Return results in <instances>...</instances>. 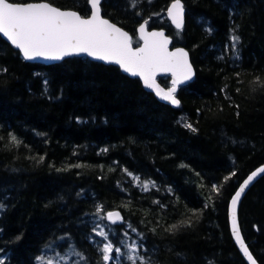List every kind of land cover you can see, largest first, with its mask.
I'll list each match as a JSON object with an SVG mask.
<instances>
[{
	"label": "trees",
	"instance_id": "trees-1",
	"mask_svg": "<svg viewBox=\"0 0 264 264\" xmlns=\"http://www.w3.org/2000/svg\"><path fill=\"white\" fill-rule=\"evenodd\" d=\"M40 1L90 14L87 0H10ZM172 1L104 0L101 8L134 46L148 20L187 49L196 76L179 89L178 108L117 66L86 57L29 63L0 36L4 264H105L106 243L122 253L109 264H130L128 255L137 264H247L228 208L264 164V0H181V30L165 16ZM159 81L169 87L168 77ZM115 211L122 222L113 224L106 216ZM238 221L264 264V176L242 198Z\"/></svg>",
	"mask_w": 264,
	"mask_h": 264
},
{
	"label": "snow or ice",
	"instance_id": "snow-or-ice-1",
	"mask_svg": "<svg viewBox=\"0 0 264 264\" xmlns=\"http://www.w3.org/2000/svg\"><path fill=\"white\" fill-rule=\"evenodd\" d=\"M87 3L91 7V14L84 17L76 11L61 10L49 2L20 4L10 0H0V34L20 50L25 60L43 58L59 61L68 56L86 54L97 60L117 64L124 72L134 77L139 76L144 86L153 89L160 99L179 107L180 101L175 95L177 86L192 80L194 76L188 61V53L183 49L169 52L168 45L171 41L163 32H146L147 21L139 27L143 45L134 49L132 38L127 32L101 17V0H87ZM167 14L178 30L183 28L184 5L181 0H174ZM237 41L238 37H233V46ZM158 73L171 74L172 87L167 91L156 83ZM184 126L195 131L191 124L186 123ZM10 141L19 144L14 135L10 137ZM262 173L264 167L253 171L243 181L231 201L232 234L249 264H257V262L240 234L237 204L249 184ZM232 175L235 173L233 172ZM144 188L147 190V183L144 184ZM213 190L218 191L216 186H213ZM100 210L98 208V213ZM106 218L113 224L122 222L118 212H108ZM175 227L173 225V228ZM96 234L104 239L108 238L102 230ZM100 251L105 264L122 255L121 249L114 247L113 243L104 244ZM113 252L116 254L115 257L112 255ZM131 252H136L135 246ZM74 254L83 258L80 253ZM127 259L130 264H137V258L133 255H128ZM39 260L41 264H53L52 260L45 261L43 257ZM0 264H4L3 259H0ZM139 264H148V262L140 257Z\"/></svg>",
	"mask_w": 264,
	"mask_h": 264
},
{
	"label": "water",
	"instance_id": "water-1",
	"mask_svg": "<svg viewBox=\"0 0 264 264\" xmlns=\"http://www.w3.org/2000/svg\"><path fill=\"white\" fill-rule=\"evenodd\" d=\"M104 0H101V4H102V2H103ZM40 2H47V1H40ZM40 2H28V3H40ZM174 2V0L169 4V6L167 7V9H166V11H165V16H166V18H167V20L169 21V23L171 24V26L174 28V29H176V30H178L176 27H175V25L172 23V20L169 18V16H168V14H167V10H168V8L171 6V4ZM181 3L183 4V2L181 1ZM20 4H27V3H20ZM51 4V3H50ZM52 5V4H51ZM89 5V4H88ZM184 5V4H183ZM54 6V5H53ZM56 7V6H55ZM89 7H90V5H89ZM57 8H59V7H57ZM59 9H61V8H59ZM61 10H67V11H75V10H71V9H61ZM77 12V11H76ZM79 13V12H78ZM80 14V13H79ZM90 14H91V7H90ZM90 14L88 15V16H90ZM100 14H101V17L102 18H104V19H107L110 23H112V24H114L115 26H117V27H119L122 31H125V32H127L125 29H123L122 27H120L119 25H117L116 23H114V22H112L111 20H109L108 18H106V17H104L103 15H102V8H101V6H100ZM87 16V17H88ZM185 17H186V11H185V8H184V23H185ZM145 21H147V25H146V32H163L164 33V36L167 38V39H169L171 42L169 43V45H168V51L169 52H172V51H175L176 49H183L184 51H186L187 53H188V61H189V63L191 64V66H192V69H193V72H194V76H193V79L192 80H190V81H186L185 83H183V84H179L178 86H177V91H176V93H175V95H176V97H177V94H178V91H179V89L181 88V87H185V86H187L188 84H190V83H192L193 81H194V79H195V76H196V71H195V68H194V66H193V64H192V61H191V58H190V54H189V52L187 51V49H185L184 47H182V46H174L173 45V39H172V37L171 36H169L168 34H167V32H166V30H164V29H157V28H149V26H148V20H145ZM144 23V21L143 22H141L138 26H137V29H136V35H137V38H138V40H139V42H140V44L138 45V46H134V45H132L133 46V48L135 49V48H137V47H141L142 45H143V41L140 39V32H139V27H140V25L141 24H143ZM184 23H183V26H184ZM179 30H181V29H179ZM128 34H129V36L132 38V36H131V34L129 33V32H127ZM0 36H1V38L4 40V41H6L14 50H17L19 53H20V55H21V57L23 58V55H22V53L20 52V50L19 49H17L14 45H12L11 44V42L10 41H8L7 40V38L6 37H4L3 36V34H0ZM71 57H86V58H88V59H90V60H92V61H95V62H99V63H102V64H104V65H114V66H117L120 70H121V72L123 73V74H125V75H127L128 77H130V78H135V79H138L139 81H140V83H141V85H142V87H143V89L145 90V91H147L148 93H151L160 103H162V104H165V105H168V106H171L172 108H178V107H176V106H173L171 103H169L168 101H164V100H162V99H160V97H158L157 95H156V93H155V91L153 90V89H149V88H147V87H145L144 86V83H143V80L139 77V76H132V75H130L129 73H127V72H124L121 68H120V66L119 65H117V64H114V63H108V62H105V61H102V60H97V59H94L93 57H90V56H87L86 54H79V55H72V56H68V57H65L63 60H59V61H51V60H45V59H43V58H37V59H34V60H25L24 58V60L26 61V62H29V63H34V64H42V65H45V66H49V65H54V64H58V63H61L62 61H64L65 59H68V58H71ZM166 77H169V87H164L161 83H160V81H159V79H161V78H166ZM172 76H171V74L170 73H158L157 74V76H156V83L161 87V88H163L165 91H167L169 88H171L172 87ZM177 99H178V97H177ZM179 100V99H178ZM180 101V100H179ZM180 104H181V102H180ZM180 106V105H179ZM260 167H264V164L263 165H261ZM260 167H258V168H256L254 171H256L257 169H259ZM253 172V171H252ZM251 172V173H252ZM250 173V174H251ZM249 174V175H250ZM248 175V176H249ZM247 176V177H248ZM262 176H264V173H262V174H260L259 176H257L253 181H252V183H250L249 184V186L245 189V192L244 193H242V195H241V197H240V200H239V202H238V204H237V223H238V226H239V229H240V225H239V221H238V210H239V206H240V203H241V201H242V198L244 197V195H245V193L249 190V188L258 180V179H260ZM246 177V178H247ZM245 178V179H246ZM244 179V180H245ZM243 180V181H244ZM243 183V182H242ZM241 183V184H242ZM241 184L239 185V187L241 186ZM239 187H238V189L236 190V192L239 190ZM235 192V193H236ZM235 193L233 194V196H232V198L234 197V195H235ZM232 198H231V200H230V203H229V208H228V217H229V225H230V231H231V234H232V225H231V201H232ZM116 212V211H115ZM240 234H241V236H242V233H241V229H240ZM232 237H233V240H234V242H235V244H236V246H237V248H238V250L240 251V253H241V255H242V257L244 258V260L247 262V264H249V262L247 261V259H246V257H244V255H243V253L241 252V250H240V248H239V245L236 243V241H235V238H234V236H233V234H232ZM242 238H243V236H242ZM244 240V239H243ZM245 242V241H244ZM245 245H246V243H245ZM247 246V245H246ZM250 252V251H249ZM251 253V252H250ZM253 256V255H252ZM254 258V257H253ZM255 259V258H254ZM256 260V259H255ZM257 262V261H256ZM257 264H258V262H257Z\"/></svg>",
	"mask_w": 264,
	"mask_h": 264
}]
</instances>
